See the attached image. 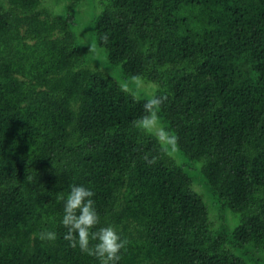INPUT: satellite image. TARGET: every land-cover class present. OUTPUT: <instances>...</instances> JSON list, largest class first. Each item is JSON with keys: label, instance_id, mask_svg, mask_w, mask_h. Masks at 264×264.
Masks as SVG:
<instances>
[{"label": "trees", "instance_id": "obj_1", "mask_svg": "<svg viewBox=\"0 0 264 264\" xmlns=\"http://www.w3.org/2000/svg\"><path fill=\"white\" fill-rule=\"evenodd\" d=\"M93 1L107 70L86 0H0V264H100L64 239L72 185L129 241L118 264H264V0ZM111 68L158 83L198 176L132 127L149 97Z\"/></svg>", "mask_w": 264, "mask_h": 264}, {"label": "clouds", "instance_id": "obj_2", "mask_svg": "<svg viewBox=\"0 0 264 264\" xmlns=\"http://www.w3.org/2000/svg\"><path fill=\"white\" fill-rule=\"evenodd\" d=\"M107 41V35L102 37ZM139 89L144 86L143 77L133 75L128 81L121 82L119 87L124 92L131 88ZM168 100V96L152 95L143 105V114L132 121V127L142 134L155 138L160 146L162 155H171L178 148V136L164 126L160 112L162 106ZM145 161L149 165L156 164L159 156L149 158L146 154ZM33 177L26 175L27 181ZM95 192L83 185H72L64 200L62 224L67 230L64 239L70 242L71 247H79L80 251L93 256L100 264H118L122 250H126L129 241L122 238L116 227L111 224L97 227L101 223V217L95 206ZM93 229H96L93 231ZM57 234L54 231L44 230L39 233L42 241H55ZM95 241V243H93Z\"/></svg>", "mask_w": 264, "mask_h": 264}, {"label": "rangeland", "instance_id": "obj_3", "mask_svg": "<svg viewBox=\"0 0 264 264\" xmlns=\"http://www.w3.org/2000/svg\"><path fill=\"white\" fill-rule=\"evenodd\" d=\"M86 1L87 2H85L84 5L81 7L82 12L78 16V18H76V21L74 23V29L76 32L79 33V35H80V32L83 33L82 36L80 35L82 42L90 41L91 46L94 50V54H93L94 62L93 63L95 65H100L101 68L103 69V67L106 68V66L107 67L109 66L107 64L108 62L105 59V53H103L102 49H100L99 47L96 46V44L94 42V38H91L90 30L88 29L89 20L91 18V12L94 9V7L96 6V4L93 0H86ZM103 70H107V69H103ZM108 71L113 75V77L119 83L128 81L130 79V78L123 76L122 73L117 69L111 68V70H108ZM143 80H144V86L142 88L137 89V88H135V86H133L131 88V91L133 93L145 95L149 98L153 94L156 95L157 91L159 90L158 83L154 82V81H149L145 78H143ZM173 154H174L173 156L177 160V162L182 164L190 172V174L192 176H193V174L195 176H198V168L200 167L199 163H194V162L189 161V159L186 157V155H184L183 152L178 148L175 152H173ZM203 181L204 180H202V185H203V189L205 190V193H206V200L208 202L213 201L214 197H213L212 193H210V191L208 190V185ZM196 185H197V188L200 189V186L198 184H196ZM221 210H223L222 214H225L224 222L227 225H229L230 221H231V218L229 217V215L231 213L234 216V214L232 213L231 210H227L226 208H222ZM233 220L235 222L232 226L237 224V220H236L235 216H234Z\"/></svg>", "mask_w": 264, "mask_h": 264}]
</instances>
